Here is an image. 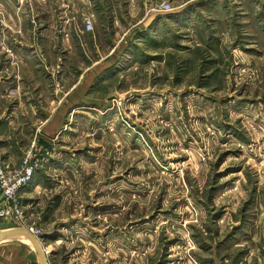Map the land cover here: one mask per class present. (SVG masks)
<instances>
[{"label":"rangeland","instance_id":"1","mask_svg":"<svg viewBox=\"0 0 264 264\" xmlns=\"http://www.w3.org/2000/svg\"><path fill=\"white\" fill-rule=\"evenodd\" d=\"M0 158L48 264H264V0H0Z\"/></svg>","mask_w":264,"mask_h":264},{"label":"built area","instance_id":"2","mask_svg":"<svg viewBox=\"0 0 264 264\" xmlns=\"http://www.w3.org/2000/svg\"><path fill=\"white\" fill-rule=\"evenodd\" d=\"M85 27L92 30V24L88 18H85ZM28 168L12 171L0 158V217L12 220L16 225L25 228L33 236H36L32 228H29L23 221L21 210L16 202V190L19 184L24 180ZM42 250L47 257L46 250Z\"/></svg>","mask_w":264,"mask_h":264},{"label":"crops","instance_id":"3","mask_svg":"<svg viewBox=\"0 0 264 264\" xmlns=\"http://www.w3.org/2000/svg\"><path fill=\"white\" fill-rule=\"evenodd\" d=\"M107 57L100 56L99 59L94 61L91 66L101 65L106 63L109 65V62L106 61ZM103 62V63H102ZM101 68V66H100ZM4 163L5 161L2 160ZM1 199V196H0ZM3 222H0V229L3 227ZM2 226V227H1ZM4 231V230H0ZM15 247H12V244L0 243V264H31V260L25 258V255H22V251L18 250L19 254L15 253ZM37 257V256H36ZM38 259V257H37ZM39 262V260H38ZM37 263V261H36ZM38 264V263H37ZM40 264V263H39Z\"/></svg>","mask_w":264,"mask_h":264},{"label":"water","instance_id":"4","mask_svg":"<svg viewBox=\"0 0 264 264\" xmlns=\"http://www.w3.org/2000/svg\"><path fill=\"white\" fill-rule=\"evenodd\" d=\"M18 235L25 236L32 242V244L36 248L37 257H38V260H39L40 264H48L47 263V257L44 254V252L42 250V247L40 246V243L25 228H21L20 230H4V231H0V239L1 238H5V237H10V236H18Z\"/></svg>","mask_w":264,"mask_h":264}]
</instances>
